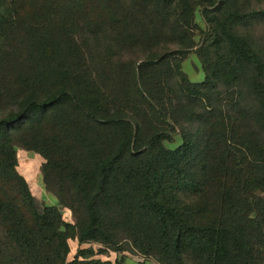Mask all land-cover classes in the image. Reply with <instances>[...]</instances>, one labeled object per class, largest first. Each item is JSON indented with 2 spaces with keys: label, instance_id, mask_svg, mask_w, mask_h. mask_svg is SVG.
Returning <instances> with one entry per match:
<instances>
[{
  "label": "trees",
  "instance_id": "16d2710c",
  "mask_svg": "<svg viewBox=\"0 0 264 264\" xmlns=\"http://www.w3.org/2000/svg\"><path fill=\"white\" fill-rule=\"evenodd\" d=\"M127 253L264 264V0H0V264Z\"/></svg>",
  "mask_w": 264,
  "mask_h": 264
},
{
  "label": "rangeland",
  "instance_id": "374dc122",
  "mask_svg": "<svg viewBox=\"0 0 264 264\" xmlns=\"http://www.w3.org/2000/svg\"><path fill=\"white\" fill-rule=\"evenodd\" d=\"M198 22L204 27V21L199 16ZM199 38V36H198ZM184 69L189 74L190 78L193 81H200L204 78V73L201 69V64L199 62V59L195 53H191L188 58L184 61ZM178 140L179 137L177 136ZM19 154V170L20 172L27 178V180L30 183L31 189L34 193V196L36 198L37 206L40 211H43L45 206L47 205H57L59 206L64 214V218L68 222H76L75 217L73 216L72 212L62 206L59 203L58 197L53 194L52 192L48 191L45 187V183L43 181L42 171H41V165L44 161L43 157L34 151L26 150L19 148L18 149ZM71 256L73 257L76 252L77 248L79 247L77 240H71ZM94 247H98V244H92ZM84 247L90 246V244H84ZM104 258H110V257H122V254H115L113 252H109L107 254L103 255ZM124 264H158L154 260L147 259L144 256L140 254H134V253H127L126 257L124 259Z\"/></svg>",
  "mask_w": 264,
  "mask_h": 264
}]
</instances>
